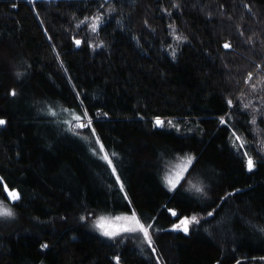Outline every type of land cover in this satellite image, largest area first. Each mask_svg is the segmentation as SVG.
I'll return each mask as SVG.
<instances>
[{
	"label": "trees",
	"instance_id": "1",
	"mask_svg": "<svg viewBox=\"0 0 264 264\" xmlns=\"http://www.w3.org/2000/svg\"><path fill=\"white\" fill-rule=\"evenodd\" d=\"M261 81L264 0H0V264H264V159L228 103L264 108ZM133 212L151 246L94 226Z\"/></svg>",
	"mask_w": 264,
	"mask_h": 264
},
{
	"label": "rangeland",
	"instance_id": "2",
	"mask_svg": "<svg viewBox=\"0 0 264 264\" xmlns=\"http://www.w3.org/2000/svg\"><path fill=\"white\" fill-rule=\"evenodd\" d=\"M26 1L33 2V1H37V0H26ZM262 84H264V81L263 82L261 81V85L258 86L261 89H263ZM242 94H243V91H241V93L238 94V96L236 97L235 100H230V101H231L232 106H234L236 104L237 100L241 104H243L240 106L242 107L243 110L248 112L250 115V130H249L248 134H246V133L240 134L237 132H233L230 142H231L232 148L235 151H240L241 153H243L245 161H246V167H247L248 157H251L254 161V158L252 157L250 151H253L257 155L260 154L261 157L264 159V108L259 103L256 104L254 100H251L249 98V96H245V97L241 96ZM241 97H244L245 100L243 101L241 99ZM257 101H259V99H257ZM228 117L231 118L230 115ZM219 119H220V121L223 120L224 121L223 123H225V117L224 116L220 117ZM80 124H84V126H86V122H83V121L79 122L76 126L78 129L81 128L79 126ZM237 137H239V140H237ZM245 153L247 155H245ZM189 163H190V161L187 159H180V160H176V161L172 162L169 165V168L171 169V171H169L166 174V182H167L168 186L171 188V190L174 188L173 184H175V185L177 184V180H179L178 178H179L180 172H182L183 170H186L188 168ZM169 181H171L172 183H169ZM7 196H8V192H7ZM131 215H132V213L126 214V215H120V216L99 217L95 220L94 226H95L96 230L101 235H104L103 232L105 230H111L113 228V226L122 223L121 221H117L115 219L116 217L131 216ZM101 218H103V219H101ZM182 220L183 219L181 218L179 220V222L176 223V225L179 227H176L174 229H178V230L182 229V225H181ZM101 224H103L105 227L101 228L100 227ZM140 234H142V233H140ZM133 235H138V233L137 232H135V233L121 232L118 235L111 237V238L109 237V238L113 239V238H120V237H124V236H133ZM141 236L144 238L143 234ZM106 237H108V236H106Z\"/></svg>",
	"mask_w": 264,
	"mask_h": 264
},
{
	"label": "snow or ice",
	"instance_id": "3",
	"mask_svg": "<svg viewBox=\"0 0 264 264\" xmlns=\"http://www.w3.org/2000/svg\"><path fill=\"white\" fill-rule=\"evenodd\" d=\"M94 23L91 25L92 30L96 31L97 28L99 27V21L101 20V17L97 16L94 17ZM75 43L77 45H80L81 41L80 40H76ZM225 47H229V45H225ZM13 95L15 94V92L12 93ZM229 104H231V101L228 102ZM86 115V114H85ZM77 120L80 119L79 116L76 117ZM221 122L223 123L224 121L221 120ZM5 121L4 120H0V125L4 124ZM89 124L91 123V121L89 120L88 122ZM161 123V121L159 119H157V124ZM80 127H84V124H80ZM94 131V130H93ZM237 140H239V137H237ZM245 155H247L245 153ZM105 159L108 161L109 164H111V160L105 156ZM189 161H191V158H189ZM255 167L254 161L251 157H248L247 159V168L249 171H251L253 168ZM113 172H115V169L113 168ZM179 179V178H178ZM178 182V180H177ZM169 183H172L171 181H169ZM175 186V184H173V187ZM198 191H200V189H197ZM5 191L8 192V196L6 197L7 199H10L11 201H16L19 199V193L16 192L15 190H11L9 191L7 186L5 185ZM212 213H209V215H211ZM14 214L11 211L10 208L5 207L2 203H0V217H12ZM173 215H175V213L173 212ZM103 219V218H101ZM117 221H121L122 223L113 226V228L111 230H105L103 232L104 235L108 236V237H114L116 235H118L121 232H129V233H135V232H139L142 233L145 240L147 241V243L149 244V246H151L152 244V238L149 234V228L151 227V225L145 226L143 223L140 222V220L138 219V217L136 216V214L133 212L131 216H123V217H116L115 218ZM198 223V221L196 220L195 217H191V218H184L181 221V225L183 226V231L187 232L188 231V225L190 223ZM101 228H104L105 226L103 224L100 225ZM174 228L179 227L177 225L173 226ZM153 251H155V249H153Z\"/></svg>",
	"mask_w": 264,
	"mask_h": 264
},
{
	"label": "water",
	"instance_id": "4",
	"mask_svg": "<svg viewBox=\"0 0 264 264\" xmlns=\"http://www.w3.org/2000/svg\"><path fill=\"white\" fill-rule=\"evenodd\" d=\"M182 229H183V226H182Z\"/></svg>",
	"mask_w": 264,
	"mask_h": 264
}]
</instances>
